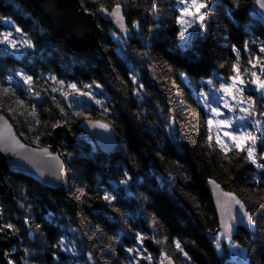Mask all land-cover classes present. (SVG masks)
Returning a JSON list of instances; mask_svg holds the SVG:
<instances>
[{
  "label": "trees",
  "instance_id": "1",
  "mask_svg": "<svg viewBox=\"0 0 264 264\" xmlns=\"http://www.w3.org/2000/svg\"><path fill=\"white\" fill-rule=\"evenodd\" d=\"M235 2L238 8L233 7L234 0H212L205 30H197L186 43L176 35L179 0H79L93 14L99 7L111 9L119 4L130 30L126 44L111 23L95 16L102 35L97 46L80 51L57 36L28 0H0V32L12 31L17 41L31 39L36 44L34 50L18 44L16 52L0 45V109L9 113L31 143L50 144L56 124L65 125L73 140H58L70 175L65 194L24 175H4L1 223H12L19 229L14 233L18 243L9 252L14 264H93L89 252L95 264H130L126 249L141 247L135 240L137 232L144 236L142 247L147 248L142 255L152 257L149 262L136 255L140 264H160L167 257L176 264H223L214 248L220 229L207 180L217 181L246 203L264 197V169L256 168L246 151L231 144V151L222 153L215 144L214 128L211 148L205 139L206 120L213 116L199 96L203 89L210 97L213 84L206 82L211 79L218 87L221 79L230 82L233 63L248 84L253 71L264 79L260 71L264 53L259 51L264 47V26L249 15L253 0ZM136 21L140 23L138 32L133 29ZM17 26L23 33L15 32ZM233 45L237 52L232 51ZM134 50L143 52V57ZM19 72L31 75L32 85L25 84L16 75ZM132 75L137 76L136 84ZM60 80L65 81L66 91H71L66 87L71 83L83 92L91 91L101 105L86 102L79 95L65 99L61 91H52L61 89ZM140 83L144 89L137 97L135 90ZM89 84L91 89L84 87ZM96 84L102 87L96 88ZM248 93L255 101L256 118L262 121L257 133L249 126L257 139L255 144L246 141L245 149L252 147L257 162L264 163V100L259 92ZM33 106L35 118L29 115ZM170 116L176 119L172 136L165 127ZM85 117L111 125L119 142L112 154H103L90 136L77 129ZM125 170L133 176L128 186L131 195L123 190L119 193L114 206L120 211L115 212L100 197L123 178ZM169 172L173 173L171 178ZM253 177L261 182L256 183ZM61 238L70 251L52 247ZM174 240L181 243L190 260L176 249ZM250 240L254 242L250 244ZM233 241L247 250L245 261L264 264V227L255 236L239 227ZM222 244L230 264H243L231 260L226 241Z\"/></svg>",
  "mask_w": 264,
  "mask_h": 264
},
{
  "label": "snow or ice",
  "instance_id": "2",
  "mask_svg": "<svg viewBox=\"0 0 264 264\" xmlns=\"http://www.w3.org/2000/svg\"><path fill=\"white\" fill-rule=\"evenodd\" d=\"M179 3L181 7L177 10L178 15L175 17V24L178 25V30L176 31V35L181 41H185L186 43L189 41V38L192 35H195L197 33V30H205V21L208 17V14L210 11H212V0H179ZM256 5L259 9H264V0H256ZM233 7L238 8L239 4L235 2L233 3ZM121 6L117 4L115 6V9L109 13L112 17H115L116 23L119 25L121 32L124 35L125 43L127 44V37L130 35V31L127 28V26L124 24V17L120 12ZM101 11L107 12V9L101 8ZM262 17H264V13L261 14ZM133 29H135L137 32L140 29V23L139 21H136L133 23ZM189 29H193L192 33H189ZM15 32L17 33H23V30L20 27H15ZM186 33H188V36H186ZM26 36L27 34L24 33ZM18 44H22V46L25 49H35L36 44L31 39H24L23 41H17L15 38H13L12 31H4L0 32V45L4 46L5 50H12L14 52L19 51L20 49L17 47ZM146 47V45H145ZM245 48H247V45H245ZM136 55L143 57L144 53L140 51H136ZM232 51L237 52L236 46H232ZM260 52L264 53V47H261L259 49ZM237 59H239V54L237 53ZM249 64H252V60L248 61ZM257 63H260L259 58H257ZM255 67V65H253ZM261 73H264V64H261L260 67ZM232 72L234 75H231L228 79L229 82H222L219 85V89L216 90L220 93H222L221 101L223 102V107L225 109H228L230 112H236L237 111V105H245L247 104V107L241 106L239 108V111L242 113H245L246 115H241L239 117L240 121H244L246 119V116H252L253 110L255 109V101L253 100L252 96H248L246 99L244 97V91L246 82L241 79L240 71L235 63L232 64ZM16 75L20 76L25 84L32 85L33 83V77L31 75L24 74L23 72L16 73ZM183 77L186 79V75L184 73H181ZM251 85L254 86V91L261 93V99L264 100V79L261 78V76H258L255 71L251 73ZM51 80L56 81L55 76L49 77ZM8 80L12 79V76L7 77ZM132 83H137V76L132 75L131 76ZM58 83L62 86L61 89L53 88L52 91H61V94L67 99L70 95H79V96H88L95 100V103L98 105H101V101L98 99H95V96L91 91L83 92L81 91L76 83L68 84L66 87L67 89H70L71 91L64 90L65 81L60 80ZM208 85H212L213 81L209 79L206 82ZM85 88H92V85H85ZM102 86L100 84H96V88H101ZM144 89V84L140 83L138 85V88L135 90V94L137 97L140 96V90ZM4 92H7V89H3ZM199 96L204 100L205 108L210 110V112L213 114V116L209 117L206 120L207 124V130L208 135L205 137V139L209 142L208 146L212 147V132L213 128L216 129V139L215 144L219 147V150L222 153L227 154L231 149L229 148L228 143L225 142L224 139H221L220 130L223 129H231L233 127V121L229 119H216V117H220L222 115L220 108L212 106L211 102L209 101L208 94L201 89ZM230 98V99H229ZM230 101L235 102V104L231 103ZM19 103H23L20 101ZM261 107H264V104L261 105ZM63 111V109H61ZM105 112L108 111L107 108L104 109ZM29 115L36 117L35 112V106H33V111L29 113ZM77 115H80V113H77ZM137 116L139 117L140 114L137 113ZM87 119V117H85ZM91 127H99L104 129L105 131H112L111 125L107 123H103L100 121H88ZM40 121L36 119V124H39ZM175 123L176 119L175 117H169L168 122L165 124L166 130L169 134V136H172L175 132ZM261 122L260 120H256L255 124L259 125ZM54 127H61L60 124H56ZM11 140L15 142L16 145H18L20 148H25V145L21 144L18 140L15 139L14 134H10ZM223 137L227 138L231 141L234 148L238 151H246L247 152V158L248 160L256 166L258 169H264V163H258L256 157L254 156V149L252 147H248L245 149V142L251 141L252 144H255L257 137L254 136L250 131H245L243 127L240 128L238 131H223ZM9 137L5 136L3 132H0V143L5 142L8 140ZM39 136H37V141H39ZM42 153L44 156L48 157L51 160L56 161V169L51 173V175L55 176L56 179L62 180L64 179L65 175V163L63 160H61L60 156L54 155L53 152L49 151L48 148L42 149ZM156 155L160 157L161 160L164 159V157L161 155L160 152H157ZM264 158V157H262ZM177 168H179V164L176 165ZM43 175V173H41ZM169 177L171 178L173 173H168ZM122 179H120L110 190H105L103 192V195L100 197L103 201L106 202V204L112 208L113 211L119 212L120 209L116 208L114 206V202L117 201L119 193L123 190L125 192H128V195H131V192L128 191V186L130 182L133 180V176L129 174L127 170L123 171L122 173ZM253 180L256 181V183H260L261 180L257 179L256 177H253ZM210 183L213 185L215 191H216V202L217 206L220 209V223L222 231H219L216 236L214 237V248L217 253L220 254L218 257L223 261V264H230V261L225 258L223 254V244L222 241H226L227 247H228V255L230 256L231 260H240L243 262V264H250L249 261H245V253L246 249L243 247V245L238 241H233V234H234V228L238 226V224H244L245 227L249 230L250 235L255 236L256 232L260 227H264V197H261L260 200L254 201L249 200L247 203L239 198H237L233 193L231 192H224L220 185L216 183L215 180L210 181ZM121 186H124L123 189H121ZM23 207V205H21ZM198 207V205H197ZM51 216V214H50ZM25 225L29 229L32 228V224L29 223L28 219L25 218L24 220ZM156 221L153 220L152 224L153 227L156 226ZM38 228L39 225H36ZM5 230H8V232L11 233H18L19 229L12 223L2 224L0 225V233H4ZM114 239V237H109V240ZM136 242L141 247H129L126 249L127 253L130 254L131 260L130 264L134 261V264H140V260L136 259V255H140L141 259H146L149 262L151 261L152 257L151 254L147 256H143L142 253L147 251V248H143V242H144V236L137 232L135 235ZM157 244L160 243V241H155ZM254 241H249V243H253ZM173 243L175 244L176 249L179 250V252L186 257L188 260L191 259V257L188 256V253L184 251V248L181 247V243L179 241L174 240ZM67 244V241H65L63 238H61L57 244L52 245V247L60 248L62 251L68 252L70 251L69 248H67L65 245ZM73 255H77L74 249H71ZM53 258L57 261H59L60 257L53 255ZM88 259L95 264V260L93 259V254L89 252ZM8 264H14V261L9 260ZM161 264H164L163 260L161 261ZM169 264H171V260H169Z\"/></svg>",
  "mask_w": 264,
  "mask_h": 264
},
{
  "label": "water",
  "instance_id": "3",
  "mask_svg": "<svg viewBox=\"0 0 264 264\" xmlns=\"http://www.w3.org/2000/svg\"><path fill=\"white\" fill-rule=\"evenodd\" d=\"M28 2L50 27L54 29L57 36L65 40L69 47L77 50L86 51L89 47L97 46V39L102 33L95 16H99L104 22L111 23V25L123 35L119 25L115 21V17L109 15L115 7L111 9L99 7L96 9L95 14H93L86 11L80 5L79 0H28ZM101 8L107 9V12L101 11ZM120 12L124 17V24L128 28L127 18L123 14L122 8H120ZM262 13H264V9H259L256 5V0H253L249 8V15L254 21L264 26V17H262ZM82 100L95 103V100L88 96H82ZM88 121L109 123L102 119L84 118L79 121L77 129L90 136L103 154H112L119 144L113 128L111 132L105 131L99 127H91ZM0 132H3L5 136L9 137L8 140L0 143V194L5 189L4 175L7 173L24 175L27 178L33 179L42 187L61 194H65L69 191L70 175L67 170V159L61 153L58 146L59 139H65L67 142L73 141L71 133L65 125H61L59 128L55 127L50 144L41 146L27 141L9 113L4 109H0ZM10 134H14L15 139L25 145V148H20L16 145L15 142L11 140ZM44 148H48L49 151L53 152L54 155L60 156L61 160L64 161V179L59 180L51 175L56 169V161L43 155L42 149ZM41 173H43V175ZM210 181H212V179L207 180L206 184L214 203L219 229L222 231L220 209L216 202V191ZM216 183L219 184L217 181ZM220 187L224 192H231L225 190L221 185ZM233 194L239 198L235 193ZM239 227L249 231L244 224H238V226L234 228V234ZM18 240L19 237L14 233L8 232V230H5L4 233H0V264H8L10 260L9 252L18 243ZM169 260H171V264H176L172 257L163 259L164 264H169Z\"/></svg>",
  "mask_w": 264,
  "mask_h": 264
},
{
  "label": "rangeland",
  "instance_id": "4",
  "mask_svg": "<svg viewBox=\"0 0 264 264\" xmlns=\"http://www.w3.org/2000/svg\"><path fill=\"white\" fill-rule=\"evenodd\" d=\"M253 21V20H252ZM193 32V29H189V33H192ZM188 35V33H186V36ZM241 79L242 76H241ZM244 80V79H243ZM245 81V80H244ZM220 82H225V79H221ZM246 82V81H245ZM230 83V82H229ZM208 85V84H207ZM246 87H245V91H244V97L245 99L248 97V96H251L248 91L250 90H254V86L250 84H248L246 82ZM219 87L216 86L215 82L213 83V87L212 89L210 90V97H209V100L213 103L212 106H215V107H219L220 108V111L222 113V115L220 117H216V119H229V120H232L233 121V127L231 129H221L220 130V135H221V139H224L226 143H229L228 145H231V141L228 140L227 138L223 137V131L225 130H228V131H238L240 130L241 127H243V129L245 131H249V126L251 128H253V131L255 130V133H257L258 129H259V125H256L255 124V121L256 120H261L260 117L259 118H256L257 116L255 115L256 112H254L253 110V115L252 116H246V119L244 121H240L239 120V117L241 115H246L245 113H242L239 111V108L241 106H244V107H247V104L245 105H237V111L236 112H230L228 109H225L223 107V102L221 101V96H222V93L216 91L218 90ZM253 98V97H252ZM230 99V98H229ZM254 100V99H253ZM231 103L235 104V102L233 101H230ZM210 116H211V112L210 110H208ZM213 115V114H212ZM262 121V120H261ZM214 130L216 131L215 127H214ZM217 217V215H216ZM0 221H1V217H0ZM2 225V223H1Z\"/></svg>",
  "mask_w": 264,
  "mask_h": 264
}]
</instances>
